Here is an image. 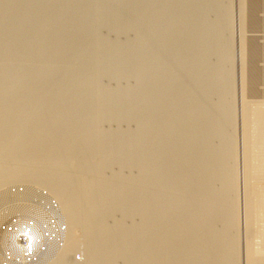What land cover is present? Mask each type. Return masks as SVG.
Returning a JSON list of instances; mask_svg holds the SVG:
<instances>
[{
	"label": "bare ground",
	"instance_id": "6f19581e",
	"mask_svg": "<svg viewBox=\"0 0 264 264\" xmlns=\"http://www.w3.org/2000/svg\"><path fill=\"white\" fill-rule=\"evenodd\" d=\"M44 1L45 0H0V25H5V27L8 26L7 29L8 28L10 29V30L8 29V31L7 30L0 31V72L5 75V78L3 77L4 78V81L3 80H2V82L0 81V93L5 92V91L6 92L7 91H11L10 89H15V91L14 90L12 91V93L14 94V92H16L17 88L18 89H23L24 92H27V95L26 94H21L20 98H16V99H18V101H16V100L14 101V104L16 105V107L18 105H20V107L22 106V108H20V110H15V108H12L14 105L11 106L13 104V103H11V105H8V106H6L4 104V106H6V107H3V109L1 108L2 110L0 111V136H2L4 133L9 134V138L6 139L5 141H3V138H2V137H4V135L2 137H0V138H2V141H0V145H4V147H5V144H6V146L8 144L9 145L11 144V147L13 146L12 147V151H13V154L12 155H15L16 156V157H13L11 155V153L8 152V151H10V149H9L8 151L7 150L6 151L8 152V155L10 153L11 156L9 155V157H12V158H9L8 156H6V158H4V156L3 157H0V184H4V183L6 184V182H9V181H12V180L14 181L17 178H23L24 180L25 179H28V178L29 179H32V180L35 179L36 181H38L39 184L46 186L44 188H47L48 189L49 195H51V197H52L51 198L52 200L49 199L51 201L50 203L51 204H52V202L55 203L54 206L51 205L52 208L58 207V209L56 208L58 210V212H56V214L58 216V218H57L58 220H56L57 224L55 222H54L55 223L54 224L51 221L50 222H47V221L44 222L43 221V223L40 224L41 227L39 228V237H40V240L43 241V243L41 242V245L40 246H43L44 247V249H43V247L37 249L38 250L37 254L40 257V259H39L40 264H107L108 259H110V257L113 254H115V252H117V251L119 252V250L122 251V252H127V251H131V250L134 251L133 250L134 248H138V246H140V245L142 246V244L144 243L143 242L144 240L146 242L144 246H146V247H142V248L139 247L140 250L139 251L136 250V255H137V252L139 253L141 251L140 253H142V255H141L142 256V260L144 261L145 264H215L218 261H221L224 264H231L233 262V259L235 258V256H238V252H236V248L238 247V244L240 243V241H239V243H237L236 241L238 240L237 238H238L239 235L238 234H235V235H238L237 238L233 235V237H235L236 241H235L234 238H233L234 240H232V238L230 237V235L234 234L233 232H235V231L231 232L232 234H229L230 231L228 232V229H229L228 227L232 224V223L230 224L229 221L232 222V219L234 217L233 216L228 217V216H230L229 215L230 213H228V212H227L228 213V216L226 215L225 212H223V213H221V212L224 211V210H226V209H228V208H226V206H228L229 204L227 202L228 200L226 201L225 196H227L226 195L227 194L226 191L229 189L230 185L232 184L233 179H235L236 182L239 181L238 182L239 183L238 184V187L236 185H234V183H233V185H231V186H234L235 187L234 189L232 187L233 190H235L236 188H239V186H241V187L244 186L245 187V185L249 184V188H250V185L253 188V190H252L253 192L251 191V193L252 194L254 193L253 196L251 195L250 198L249 197L247 198V202H248L249 205H248L247 212L245 213L244 210L246 208L245 207L246 205L244 204L245 202L243 200L246 201V197L244 198V196H246V195H242L244 199L242 200V197H241V200H240L239 199L240 198V196H239L240 194L238 195L239 196L238 197L236 195L237 194L236 192L237 191H240L241 187L237 191H233L231 189V187H230V189L232 190V192H230L231 195H232V193L235 192L233 194L234 197L236 195L237 196L236 198H238L241 202L243 201V204H244V206L242 205L244 207L243 212L246 214V216H245V218L242 217L241 219L244 218L243 220H245V222L248 225L250 224V231L251 232L252 231L254 232L253 235H252L253 232L250 233V234L249 233H246V232H249L248 231L249 230V226L248 225L246 226V224H244L246 226L245 228L248 227V230H246V232H244L245 229L242 226V228L244 229L242 232L246 233L245 235H247V234L252 235L251 236L252 237L251 239H250V236L247 235V236H249L247 241H245L247 238H244L242 236L241 237L239 236L240 239L244 238V240L242 239L243 241L242 240L241 241L243 242L242 245H245V252H246V254H245V252H244V254H245L246 257L245 258L243 257V258L248 261V263H246V264H264V145H263L264 144V128H262V129L260 128L261 130L258 128L260 130V132L258 131L257 134L256 133H253L252 135H250V136L255 135V137H256V138L255 137H250L251 139H253V140H251L252 143L253 142L255 144L257 143V142L254 141V139H258L260 141V143H261L260 146L258 145L260 149H258V148L256 149V147H258V146L255 145L256 146L255 147L256 150L254 149V151H255L254 153H252L253 152L252 151V148H251L252 147V143H251V146H250V141L249 140L247 141V140L242 139L243 138L242 136H241L242 138L241 137L240 138L243 141H241V139H239L240 142L238 143V146H234L235 143L238 142L237 138H235L236 136L234 137V135H233V138L236 139V141H237L235 143L232 142V138H230L231 141H230V139H227L228 141H230L229 143H231V144L233 143V145H231V146H229L230 144L228 145V143L225 144V146H227V149H230L229 147H232L233 146V147H237L238 148V152L239 151H243L242 153H244V154L246 153L245 154L246 157H244V155L240 153L241 155H243L244 160L245 159L246 160H245V163H243L242 160H241V163H243V164H239V165H238V162L240 163V161H238L239 158L236 157L235 156L236 154L234 153V157L233 158L238 161L237 162V165L239 167L237 166V172H236V163H235V166L233 165V170H234V167H235V172H236V175L239 176V179L238 178H231V176H233V175H230L229 174L230 175L229 180L232 179L231 180L232 182L231 183L228 182V183H230V184H228L229 185V187H228L227 186V182H224L225 181L224 178L226 177V179H227L229 177L228 174H225L224 175V178L222 176V179L224 181L221 179V176H220L221 174L218 175V173L220 172V169H222V174L225 173V172L223 173V171H224L223 170V167H224V165L226 166V164H223L224 163V161L222 162L223 159L222 160L219 159L220 162H218L219 163L218 165L220 167L217 164H216V166H212L213 164L211 163V160H213V157H215V156L217 158L219 157V156H217V154H218L217 152L219 151L218 150L219 148L218 147H215L216 149L218 148L216 150V152H215V151L212 150V145L210 144V141H212V134H216V133H214L215 132L214 131L215 129L214 130L212 129V131L210 130V132H213L214 131L212 134H210V132L209 133H206L208 135L204 134L205 135V139H201L204 136H202V137L200 136L201 138L199 137V135L201 134L200 132L203 131L202 129L205 130V128H206V127H204L200 131V128L202 126V121H204L203 119H206V120L209 121V120H212L215 117L214 114H215L216 111L214 112V110L213 111L210 110V109L213 108L212 106H211L212 108H210V109L204 108V106H205L204 104L202 105L203 107H201V105L198 102V101L201 100L200 99V100L197 101L198 104L200 105V107L197 106V108H195V109L192 108V110L191 109L190 110H185L184 109L185 106H184V107H182V109L185 110L184 111V114L185 115H181L182 114V109H181L180 105H177V107H176V105L174 104L175 107H173L171 105V103H170V106L173 107L172 108L173 111H171L172 109L170 110L171 113L169 111V113H170L169 115L170 116L169 115L167 116V117H169V120L168 119L163 120L164 118L163 119L161 118L160 119L161 121L158 119L159 120L158 123L156 121H155V123H152V122H154L153 120H154V118H155L156 115H158L161 112L165 111L169 107V106H167V103L165 105L164 103L161 102L162 100L159 101L160 100V91H158V88H159L158 85L160 84V81L162 79H164V78H166V79H167V77L169 78L170 77L169 75H178V74L179 75H184V76L185 75H188V73L191 72V71H188V69L184 68L183 65H182V68H180V70L176 68L174 70L171 69V71L170 70L169 71L168 70L167 71L157 70L154 73L152 72L153 74L151 73L152 74L151 75L152 76V81L150 83L151 88L148 90L147 87H146L145 92L143 91L144 92L143 93V96H149L151 94L155 98L158 97L159 100L157 99L158 101L152 103V105L151 104L150 105L148 104V106L145 105L146 107H143V105H142V108H143V112L150 113V116H151V114H153L155 116H153L154 118L152 120H150L151 117H149V115L147 116L148 118H144L142 116L144 119L143 120L141 119V122L139 123V127L142 130V132H141L142 134L138 137L139 139H136L137 137L135 136V139L136 140H134V139H132V140H129L128 139L129 141L127 140V142L130 143V146L129 147L135 145L136 149H138V152L139 153L136 151L137 152L136 154H138V156L140 155V158H141V161H142L141 163L143 164L144 173L148 175V174L152 173L154 170L155 171L157 170L156 172L154 171L155 172L154 175H156V177L155 178L150 177L151 179H153V181L151 179L149 180L148 179L149 177H146V180L145 181L143 180L144 182H141V181H139V182L141 184L142 183L143 184H145V183H147V184L148 183L149 184L150 183H156V185H158L160 183V185H161V186L158 185L159 187H155L156 189H152L151 188L153 190V192L156 190L155 191L156 193L154 195L152 193V195L151 194L148 195V196L151 195L150 197H148L147 194L145 195L146 197H142L141 196V198H139L140 200H137L138 202L140 201L138 203L139 205H137V203L134 204V202H133V206L137 205L135 207L138 209V211H140L141 214H143V216H142L143 217L142 223L140 225H137V227H134L135 228L134 230H131V228L133 229V227L129 228L128 226L125 225L124 222H123L124 223L123 224L121 221L115 222L117 224H113L112 223L114 226L113 225L110 226L109 224H107L105 222V220H104L105 217L104 216H105V213H106L105 211H106V208L108 207V204H110V202H112V201L113 202H115V201L122 202L123 204L126 203L127 201H130L129 204L128 203H126V204L132 206V204H131V202H132L131 200L132 199H129V198H132V196L130 195L132 192L131 191H128L127 188H125V187L123 188V186L120 187V185L118 186L117 184H111V182L108 183V184H106L107 182H104L103 181L104 179L101 178L102 175L99 173L100 171H98L97 170L98 168L96 169L95 166H94V164H92L93 163V161H92L93 158H91V160H90V157H92L95 154V152L94 153L91 152V154H93V155H91L89 157L87 156L88 158L84 157L85 160L86 159H89V162H87V160L85 162L83 159L80 160V161L77 159L79 162H78L77 166H74V167L73 166L72 167H70V166L69 167H65V166L63 167L61 164H58V163L55 164V163H53L51 161V160L55 159L57 162H60V161L62 162V160H60V158H68V159L70 158V159H72V155L74 156V159H75L76 158L75 155L77 156L79 153H82V152H85L84 154L87 155V153L90 150H92L93 147H96L95 149L93 148V150H96L97 149L101 155L102 154L104 155V153H103L104 150L105 151L108 150V149H105V147L108 146V145H105L104 146V142L101 145L99 144L100 142L103 141L102 139H104V140L106 139L105 137L104 138H101L104 135V133L102 134V132L100 133V131H98L99 132V136L102 134L101 137L98 136L100 139L95 136V135L98 134V132H96L97 134L93 132V134L90 135L89 134L90 130H88V127H86V126H89V124L88 125L84 124L83 118H85V117L82 114L81 110L79 111L78 108L75 107L78 111L76 110V112H73L74 111L73 106L74 105H77V103L79 104V98L80 97H78V96H80V95H78V94L80 92L79 93L77 92V94L75 95L77 97L74 98V99H71V101H68L67 102L68 104L65 103V104H67L66 105L67 107L64 106V107L60 108L58 106H55L53 109L48 110L45 113L43 112L44 113V117H42V115H39L38 114L39 117L37 116L38 118H35L36 119L35 124H34V122H33V124H31L32 127L29 128V131L27 130V133L24 136V138L21 139V141H19V139H18V142H17V140H15L16 143L14 144V138L15 139L17 138L15 136L21 130L20 129L21 123L22 122H25V120H26V117H25V112H27L26 109L29 107L28 105L31 104L30 102L33 101L32 99H34V97H33L34 94L33 93L34 92L36 93L38 91H44V89L46 88L47 84L49 83L48 82L49 79L50 78H56V77H58V75L61 73V71L64 70L63 69V67H64L63 64H65L64 63V61H65V55H66V52L68 51V48H70L71 45H72L71 44V41L64 42V43L59 41L60 38H61V36H62V33L65 32L64 30H66L68 28L70 29V27H71L70 25L63 24V21L61 22V18H63L62 15L64 14L65 10L67 9V6L66 5H60V6H58L59 7L58 12L60 11L59 12L60 14L59 13L58 14L56 13L55 18L54 19H50V20H52V22L54 23V25H56L55 27H57L56 30L54 31V33L52 32V34H53V40H52V42L51 43H48L47 42V44H46L45 42H43L41 40L40 37H42V35L40 34L39 31L44 30V29H47L48 28V25L51 24L48 21H44V20L38 19V15L41 16V14H39V13H42L43 12V9H40L41 4H44V5L47 4V6H48V3H46V1L45 2ZM263 1L264 0H262V2ZM47 2H48V0H47ZM249 2H250V0H249ZM252 2H254V0ZM260 2H261V0H260ZM55 3H56V1H55ZM185 3H186V1H185ZM52 4H53V2L50 0V3H49L48 8H50L52 6ZM44 5H42V6H44ZM185 5H187V4H185ZM247 5H245V8H246ZM47 6H45V7H47ZM53 6H54V4H53ZM242 6L244 7V4ZM258 6H260V5H258ZM258 6H256V7H258ZM45 7H43V8H45ZM58 7H56V8H58ZM260 7H258V8H260ZM245 8H243V9L245 10ZM247 8L246 9L248 11L249 10V7L247 6ZM253 9H254V6H253ZM13 10H15V11L17 10V12H18V10H19V12L21 11V13H20L21 15L20 16H17L14 13L15 11L12 12ZM40 10H42V12ZM44 10H46V9H44ZM255 10H256V8H255ZM194 11H196V10H194ZM247 11H246V13H247ZM251 11L249 10L250 13H251ZM11 12L14 13V15L17 16V17L16 18H15V16L13 17ZM198 12L200 13V11H198ZM261 12L263 13L264 10L261 11ZM259 13H260V10H259ZM259 13H258L259 16L257 15L258 17H260V14ZM262 13H261V17L263 16ZM242 14H244V13L242 12L240 14L241 17H242ZM248 15L249 14L247 13V16ZM252 15H253V13H252ZM195 16H196V14H195ZM195 16L194 17L193 16H190V17H192L191 18L192 20L187 18V22H188L189 25L192 22L193 23L197 22V20L196 21H194V20L197 19V17L199 15L196 16V17ZM182 17H184V16H182ZM243 17H244V15H243ZM254 17H255V15H254ZM258 17H256V19ZM51 18H52V16H51ZM245 18H247V17H245ZM43 19H45V18H43ZM239 19H241V18L239 17ZM252 19H250V20H252ZM262 20H263V17H262ZM256 21L258 22V20H255L254 22H256ZM79 22H81V21H79ZM167 22H168V20H167ZM242 22L240 21L241 24H242ZM248 22H250V21H248ZM251 22L252 23H250V26H251V24L253 26L256 25L253 21H251ZM73 23H74V21H73ZM67 24H69V23H67ZM243 24L245 25L246 23H243ZM261 24H263V23H261ZM189 25H188V27H189ZM198 25H199V23H198ZM67 26H70V27H67ZM77 26H79V25H77ZM77 26L75 28H77ZM181 27H182V25H181ZM255 27H256V29L258 28L257 25ZM255 27H252V28H255ZM261 27H262V25H261ZM246 28H248V26ZM0 29H2V28H0ZM188 29H185L184 28V30H187V33L189 32ZM198 29H200V28H198ZM241 29H242V27H241ZM243 29H244V26H243ZM165 30H166V28H165ZM168 30H169V28H168ZM246 30H248V29H246ZM258 31H260V30L258 29ZM37 32L40 34V37L38 36L39 35L38 34V35H36L35 38H32L34 36H31V38L29 37L30 40H28V41H24V40H23L24 42L23 41L22 42L20 41L22 39L23 35H25V34L27 35L28 33L29 34L30 33H34L35 34ZM151 32H153V31H151ZM155 32H153V33H155ZM182 32L184 33V31H182ZM77 33H79V32H77ZM162 33L160 31V34H162ZM169 33L170 32L168 31V34ZM185 33H186V31H185ZM199 33L200 32H198V34ZM46 34H47V32H46ZM165 34H166V32H165ZM246 34H247V32H246ZM255 34L253 33V35H255ZM192 35H194V34H192ZM243 35H244V33H243ZM159 36H161V35H159ZM170 36H172V35L170 34ZM174 36H172V39H174L173 38ZM247 36H249V35L247 34ZM26 37L24 36L25 39H26ZM44 37H45V35H44ZM179 37H181V36L179 35ZM250 37H252V38H250L251 39L250 42L253 40V37H254V40L253 41H255V38H258L256 40H259V37H257V35H256V37L255 36H252V35ZM164 38H166V37H164ZM176 38H178V37H176ZM241 38H242V36H241ZM244 38L247 39L245 35H244ZM263 38L264 37H262V39ZM178 39H180V38H178ZM178 39H176V40H178ZM176 40L174 41V43L176 42ZM247 40L249 41V39H247ZM260 40H261V38H260ZM242 41H244V39ZM247 42H245V43L247 44ZM261 42H263V43H258V44H261V46H262V44H264V41L261 40ZM204 43H205V41H204ZM241 43H243V42H241ZM258 44H256L254 42L253 45H252V47L255 46V45H258ZM113 45H115V44H113ZM242 45H244V44H242ZM195 47H196V45H195ZM214 47H215V45H214ZM245 47H246V45H245ZM262 48L263 47H261V49ZM160 49L158 50L159 52H160ZM245 49H244V53L246 52L245 54H247V52L250 49L247 48L248 51L245 50ZM253 49H254L253 52H255V49H257V48L255 47ZM253 49H251V50H253ZM259 49L260 48H258V51H259ZM231 50H232V48H231ZM155 53L153 55H155ZM161 53H163V51L160 52V53H158L155 56L156 57L159 56V58H160V55L159 54H161ZM164 53H166V52H164ZM203 53H204V51H203ZM190 54L188 55L187 58L186 57L185 58L186 59H190V57H191ZM241 54H242V51H241ZM252 54H254V53H252ZM250 55H251V53H250ZM75 56H77V55H75ZM252 56H254V55H252ZM257 56H258V54L256 55V58H257ZM248 57L246 56V60L247 61H249L251 58H252L251 60H254L253 57H251V58L249 57L250 59H247ZM169 58H171V57H169ZM179 58H181V57H179ZM258 58H259V56H258ZM263 58L260 57V59L264 60ZM69 59L70 58H68V60ZM41 60H49L48 62H50V63L45 68H36V67H34L33 64L37 63L36 61H41ZM156 60H157V58H156ZM244 60L245 59H243V57H242V61L241 62H244ZM262 60H261V62H263ZM201 61H203V60H201ZM255 61H256V59H255ZM255 61H253V63ZM258 61H260V60H258ZM42 63L44 64V62H42ZM253 63H252V65H253ZM67 64L68 63L66 62V65ZM246 64H248V63L245 62L244 65H246ZM72 65H74V64H72ZM252 65H250L248 67V69ZM25 66L30 68L29 72L27 70V72H28L27 75L26 74L25 75H22V74L19 75V73H18L19 67L26 68ZM254 66H256V63L252 67H254ZM259 66L262 67L263 65L260 64ZM244 67L245 66H243L242 69ZM65 68H67V67L65 66ZM256 68H257V66H256ZM248 69H246L244 72L245 73H247L246 71L249 72ZM254 69H250V72H251V76L250 77H252V75H253L252 73H254V71H255ZM256 70L259 72L258 69H256ZM260 70H261V68H260ZM261 71H263V70H261ZM258 72L257 73L255 72V74H256L255 77H257V78H258V76H257ZM222 73H224V72H222ZM263 73L264 72H262L261 75ZM147 74H149V73H145V75H147ZM145 75L143 74L142 75L143 76L142 78H144ZM222 75L224 76V74H222ZM197 76H195V77L197 78ZM0 77H2L1 74H0ZM243 77H242L241 81L243 79L245 80V77L246 76L244 78ZM248 77H249V74L247 75V79H248ZM255 77L254 78H251L250 81H248L249 80L248 79L247 80L248 82L245 81L246 82L245 83V86L243 85L244 88L241 89L242 91H248V90H244L245 88L251 90L249 92H245V94H241V102L242 103L246 104V103L251 102V101H258V103L261 104L260 105V104L256 103L257 105L255 107H256V110L257 111L254 110L255 108L252 109V108L249 107L253 112L252 111H250L249 113L247 112L248 114H246V111L247 110L244 112V109H247V108H245V106L243 105L244 108H242L243 109L242 111L245 114H243L242 111H241V113L245 117L248 118V119L246 118L247 122H248V120H250L249 122H251L254 118H256L258 120L259 117H261V116L264 115V112L262 113V111H261V110H263L261 108H262V105L264 104V93L261 94V95L257 94L258 93L257 90L260 91V89H259L260 87L259 88L258 87L255 88V89H257V90H255L257 92L256 94L252 92V89L254 88V86H256L257 84H259L258 86H260L263 83H261V84L258 83V80H259V78L261 76L258 78V80ZM263 77H264V75H263ZM263 77H261L260 79L262 80ZM201 79H204V78H201ZM261 80H260V82H262ZM57 81H58V79H57ZM77 82H78V79H77ZM82 82H84V81H82ZM72 83H74V82H69L67 84L65 83L66 85L64 84L65 86H63L64 89H62V87L60 86L61 89H62V92H59V91L57 93L55 92V95H52V96H54V98H58V99L60 98V99H62V97H64L65 94L67 93L65 91H68V89L73 85ZM242 84H241V86H242ZM82 85H84V84H82ZM197 86L198 85L196 84V87ZM88 87H90V86H88ZM183 87H185L184 84H183ZM235 87H237V86H235ZM94 88L96 89V87H94ZM188 88L186 90H188ZM250 88H252V89H250ZM48 89H49V86H48ZM171 89L173 90V99L177 98L180 95L182 96V95H184L186 93V90H184V88L183 89L182 88L181 89L179 88L176 91L174 90V88H170L169 90L171 91ZM261 89H262V87H261ZM85 90H86V88H85ZM200 90L202 91V88H200ZM263 90H264V88H263ZM82 91H83V89H82ZM193 91H196L197 92L198 90H195L194 89ZM17 92H18V90H17ZM202 93L204 95L207 94V93L205 94L203 91H202ZM38 94H39V92H38ZM15 95H16V93H15ZM17 95H18V93H17ZM19 95H20V93H19ZM41 95H42V93H41ZM55 96H57V97H55ZM81 96H83L82 93H81ZM171 96H172V94H171ZM190 96L192 97V94ZM198 96L199 97L201 96L204 99V96L201 95L200 92H199V95ZM3 97H4V94H3ZM6 97H7V95H6ZM129 97H130V95H129ZM114 98H115V96H114ZM122 99H121V101H122ZM142 99H143V97H142ZM146 99H147V97H146ZM145 100H143V101H145ZM45 101L47 102V100H45ZM54 101H56V100H54ZM179 101L175 100V102H179ZM90 102H88V103H90ZM197 102H196V104H197ZM82 103H83V101H82ZM82 103H81V105H82ZM49 104H50V102H49ZM142 104H143V102H142ZM177 104H180V103H177ZM116 105L119 106V104H116ZM137 105H139V104H137ZM258 105H259V107H258ZM206 106H208V104H206ZM248 106L249 105H247V107ZM25 107H27V108L25 109ZM77 107H79V106H77ZM82 107H84V106H82ZM137 107L138 106H136L135 108H137ZM257 107H258V109H257ZM186 109H187V107H186ZM85 110H86V108H85ZM248 111H249V109H248ZM226 112H228V111H226ZM145 114H144V116H145ZM216 114L219 115L221 113L219 112V113H216ZM242 114H241V116H242ZM85 115L87 116V114H85ZM47 116H49V120H51V121L52 120L53 121L56 120V122H58V124H56L55 121H54V124L50 123L51 125H49V126H51V127H49V128L47 127V131L46 132H42V131L39 130V128H38L39 126H37L38 125V121L42 120V118L43 119L46 118V120L48 121ZM180 116H182V117L179 118ZM222 116H223V114H222ZM222 116H220V118ZM244 116H242L241 118H243ZM158 117H159V115H158ZM217 117H215V120H218V121L213 120V121H215V123L216 122L217 123L219 122V119L220 118L216 119ZM84 120H86V119H84ZM90 120H91V118H90ZM222 120L223 119H221L220 121H222ZM241 120L242 121L243 120L245 121V119H241ZM27 121H26V123H27ZM208 121H206V123ZM11 122H13L12 123V126H9V125H11ZM247 122H246V126H247V124L248 125L250 124V123H247ZM208 124H212V123H208ZM219 124H221V123L219 122ZM252 124L254 125L255 123H252ZM262 124H263V122H262ZM262 124H261V121H260V125H262ZM208 127H210V126H208ZM208 127H207V131L206 132L209 131L208 130L209 129ZM211 127L214 128L213 126H211ZM221 127H225V126L222 125ZM235 127H236V125H235ZM244 127H245V125H244ZM248 127L249 126H247L246 129H249ZM250 127H252V126H250ZM255 127H256V125H255ZM255 127H253V129H255ZM260 127H262V126H260ZM18 129H20L19 132H17ZM24 129H26V128H24ZM178 129H179V132H177ZM246 129H245V131H244V129H242V134L244 132H246ZM256 129H257V127H256ZM71 130H74V131H71ZM218 130L219 129H217V131ZM250 130H251V128H250ZM174 131L177 132V135L175 137L174 136L172 137L171 135H173V133H175ZM253 131H250V132H253ZM16 132H17V134H16ZM203 132H205V131H203ZM203 132H202L201 135H203ZM247 132H248V130H247ZM221 133H218V134L220 135ZM240 133H241V131H240ZM249 133H247V134H249ZM45 134H48L49 136L46 137L47 135H45ZM245 134H244V138L246 136H248V135L245 136ZM210 135H211V138H209ZM224 135H225V133H224ZM105 136H107V135H105ZM169 136H170V138H169ZM239 136H237V137H239ZM12 137H14V138L12 139ZM133 137H134V135H133ZM176 137H177V139H173L175 142L172 141V138H176ZM226 137H227V135H226ZM50 138L51 139L54 138V139L51 140ZM96 138H98V141H100V142H98ZM168 139H171V142L172 143L174 142L172 144V146L168 142V141H170ZM221 139H223V137H221ZM224 139H225V137H224ZM258 140H256V141H258ZM233 141H235V140H233ZM167 142H168V144H170V145H168V149L167 150L174 152V154L171 152L173 154V156L175 155V153H178L177 151H179V150H184L185 152L188 151V153H189V152H193L192 149H198L200 152H201V150H203L201 152V153H203V156L201 155L202 156V158H201V156L199 155L201 159H199L197 157L198 160H195L196 158L194 159V157H196V156L193 155V154H195V150H194L193 154L190 153L194 157H191L190 154H189L188 155L189 157L187 156L188 158H186V156L184 155L185 157L183 159L186 158L184 160V165L188 166L187 167V170H185V167H183V162L182 161H181L182 162V165L179 167V165H180L179 164L180 161H179L177 164L176 163L175 164L176 165L179 164L178 165V168L183 167L184 170H180V171H184V172L183 173L181 172L182 174H178L177 177H172L173 175L170 176L171 174H173L172 173V170H169L170 167H171V164L169 166V169H168V166H167V169L164 167L165 165H168L169 164L168 163L169 161L167 162L166 160H168L169 157H172V156L167 155L170 152L168 151V153H166L167 152V150H166L165 155L164 154L162 155V156H168L167 158L162 157L160 155V153H163V150H164V148H162V147L163 146L165 147ZM246 142L249 143V145L247 143V147L249 146L251 148L250 149L248 147L251 150V151L249 150L250 152L248 154H247V151H245ZM1 143H4V144H1ZM111 143H113V142H111ZM115 143H116V141H115ZM147 143H149V145H146ZM222 143H225V142L221 140V144ZM95 144H97V146ZM210 146H211V148H210ZM221 146H219V147H221ZM262 146H263V148H262ZM4 147H3V149H4ZM116 147H117V145H116ZM169 147H171V150L169 149ZM239 147H240V150H239ZM121 148H122V145H121ZM158 148H161L162 149V150L160 149L162 151V152L159 153L160 157L157 156V150H159ZM166 148L167 147H165V149ZM186 148L191 149V150H188ZM222 148H223L222 150L225 151V154L229 155L227 152L229 151V153H230V150H227L224 147H222ZM5 149H6V147H5ZM233 150H237V149L234 148ZM233 150H231V151H233ZM2 151H3V153L5 152L4 150H2ZM98 151H97V154H98ZM118 151H120V150H118ZM197 151H196V153L199 152V151L198 152ZM181 152H183V151H181ZM220 153L221 154H219V155L222 157V153H224V152H220ZM1 154H2V152L0 153V155ZM97 154H95V155H97ZM225 154H224V157L226 156ZM118 155H119V153H118ZM129 155H131L130 152H129ZM129 155H128V157H129ZM133 155H134V153H133ZM231 155H233V154L231 153ZM56 156H57V158L60 157L59 158L60 161H58L55 158ZM111 156H112V154H111ZM80 157H81V155H80ZM94 157H96V156H94ZM131 157H132V155H131ZM235 157L238 158V159H236ZM81 158H79V159H81ZM137 158H139V157H137ZM152 159H154V161H151ZM169 159H171V158H169ZM134 160H135V158H134ZM219 160H217V161H219ZM71 161H73V159L70 160V163H71ZM82 161H84V162H82ZM217 161L215 160L216 163H217ZM128 162H129V160H128ZM152 162L154 164H150ZM212 162H214V161H212ZM148 164L155 165V166H151L150 167ZM101 165H103V163ZM147 166H149L150 168L147 167ZM228 166H230V165H228ZM154 167H155V169H153ZM217 167H219L220 169H214V168H217ZM174 168H177V167L174 166ZM224 168L227 169V170L230 169V167H227V166L224 167ZM213 169L215 171L216 170H219V171H216L217 177H220L219 179L222 180V181L219 180L220 183L221 182H224L226 184V186H225L224 184L221 183V186L222 187L219 188V190L223 188L222 191H219L216 188H215L216 189L215 190L214 187L212 188V186H213L212 183H214V182L210 181L211 177L209 175H211V172L212 173L214 172ZM115 170H117V169H115ZM231 170L232 169L229 170L230 173L233 172ZM174 171H176V170H174ZM209 171H210V174L208 173L209 174L208 175L207 172H209ZM247 173L248 174H251L250 175L251 178L249 177V175ZM145 174H144V176H145ZM176 174L174 173L175 176H176ZM100 175H101V177H99ZM140 176H142V175H140ZM98 177L101 178V180H99ZM117 177H118V175H117ZM247 177H249L248 181H247ZM97 178H98V180H97ZM123 179H124V177H123ZM139 179L141 180V178H139ZM236 179H238V180H236ZM133 180H131V181L133 182ZM127 181H129V180H127ZM131 181H129L128 184H130ZM134 181H135L134 183H136V180H134ZM96 182L98 184L99 183H101V184L99 186H97L98 184L97 185L94 184ZM124 182L126 183L125 180H124ZM120 184L122 185V183H120ZM150 185H152V184H150ZM150 185H147L146 187H148ZM153 185L155 186V184H153ZM134 186H133V188H134ZM146 187H145V189H146ZM227 187H228V189H225ZM136 188H137V186H136ZM244 189H246V188H244ZM250 190H251V188H250ZM144 191H146V190H144ZM229 191L230 190H228L227 192H229ZM242 191H241V193H242ZM128 192H130V194ZM138 192H139V190L137 191V193ZM243 193H244V191H243ZM93 194H97V196H98V199H96V197H95V199H96L95 202H93V200H92V199H94L93 197L95 196ZM135 195H137V194L135 193ZM139 195L140 194L138 193L137 196H139ZM228 195H230V194H228ZM231 195L229 196L230 197V200L233 199L235 201L233 203H231V202H229V203H231L233 205V204H235V202H236L237 199L232 198ZM135 202H136V200H135ZM226 202H227L228 205L226 204ZM237 202H238V204H237V206H238L240 202L238 200H237ZM247 202H246V204H247ZM119 204H121V203H119ZM123 204H122V206H123ZM126 204H124V205H126ZM112 206H114V204ZM237 206H236V210L237 211L234 209L237 212L236 214H235V211L233 210L234 211L233 213L236 216L238 215V210H239V208L237 209ZM125 207L128 210V207L129 206L127 207V205H126ZM230 207L231 208L229 210L232 211L233 207L231 205H230ZM132 209H134V208H132ZM137 209H136V211H137ZM226 211H228V210H226ZM241 211L239 213H241ZM127 212H129V211H127ZM243 212H242V214L244 215ZM220 213L223 214V215H220ZM218 214L220 216H222L223 219ZM223 216H227L229 218V221H228L227 217L225 218ZM176 217H178V218H176ZM217 217H218V219L220 217L221 218V221L225 220V226H228V227H226V229L224 228V230L221 227V229L223 231L222 230L221 231L220 230H217L215 228L216 226H214L215 224L213 225L214 219H216ZM239 217H241V215ZM119 218H120V216H119ZM241 219H240V221H241ZM177 220H179V222H177ZM243 220H242V222H243ZM54 221H55V219H54ZM218 221H220V220H218ZM238 221L239 220L235 221L233 224L235 225V223L236 222L238 223ZM221 223L224 224V221L221 222ZM223 224H222V226H223ZM228 224H230V225H228ZM233 224L231 225L230 228H232V226H234ZM40 225H37V226H40ZM236 227L238 229L241 228V227L239 228L238 225ZM233 229H235V228H233ZM236 231H238V230H236ZM242 232H240L239 234L242 235ZM236 233H238V232H236ZM53 235L56 236V237H53ZM245 235H243V236H245ZM81 236H85V239H80V238H84V237H81ZM46 239H49V241L52 240V239H56V240L53 241V242H55L54 244H50L49 242H46L45 241ZM80 240L81 241L84 240V243H85L84 244L83 242H81V243H83L85 245V248H82V249H84V252H83L82 255H80V252L78 251V249H79L78 248V245L79 246L81 245V244H79L80 243ZM244 241H245V243H244ZM45 242L47 244L48 243L49 244L47 245ZM1 245L5 246V249H3L4 247L3 248L0 247V264H8L7 263L8 262V259L6 257L2 256V254L4 253V250H6L7 252H9L12 249V245H10L9 242H2ZM45 245H46V247H45ZM240 247L242 248L241 245L239 246V249H240ZM243 248H242V250H243ZM138 256L141 257L140 255H138ZM2 258H3V260H2ZM111 258H113V257H111ZM65 259H66V261H64ZM239 259H242V257L239 258ZM237 261H238V259H237ZM242 261H244V260L242 259L241 262ZM241 262H240V264H241Z\"/></svg>",
	"mask_w": 264,
	"mask_h": 264
},
{
	"label": "rangeland",
	"instance_id": "374dc122",
	"mask_svg": "<svg viewBox=\"0 0 264 264\" xmlns=\"http://www.w3.org/2000/svg\"><path fill=\"white\" fill-rule=\"evenodd\" d=\"M46 1V3H48V6H49V3H50V0H48V2H47V0H45ZM44 1V2H45ZM52 2H53V4H54V6H53V4H52V6L50 7V8H48V6H47V4H41V6H40V9H43V12H42V10H40L42 13H39V14H41V16H39L38 15V19H40V20H44V21H48V22H50L51 24L50 25H48V28L47 29H44V30H41V31H39L40 32V34L42 35V37H40V34L37 32V33H28L27 35L25 34V35H23V37H22V39L20 40L21 42L24 40V41H28V40H30V38H31V36H34V37H32V38H35L36 37V35H38L40 38H41V40L43 41V42H45L46 44H47V42L48 43H51L52 42V40H53V34H52V32L54 33V31L56 30V28L57 27H55L56 25H54V23L52 22V20H50V19H54L55 18V15H56V13L58 14L59 12H58V9H59V7L58 6H60V5H66L67 6V9L65 10V12H64V14L62 15L63 16V18H61V22L63 21V24H65V25H70V26H67V27H70V29L68 28V29H66V30H64L65 32L64 33H62V36H61V38H60V42H68V41H71V47L70 48H68V51L66 52V55H65V61H64V63L65 64H63V71H61V73L58 75V77H56V78H50L49 79V83L47 84V86H46V88L44 89V91H38L39 92V94H38V92H34L33 94V97H34V99H32L33 101H31L30 103L31 104H29L27 107H25V109H26V111L27 112H25V117H26V120H25V122H22L21 123V126H20V129H18V131L17 132H19V130H20V132L17 134V132H16V136L15 137H17L16 139L14 138V137H12V139L14 138V144L16 143V141L15 140H17V142H18V139H19V141H21V139H23L24 138V136L26 135V133H27V130L29 131V128L30 127H32V125L31 124H33V122H34V124H35V122H36V119L35 118H38L39 117V115H42V117H44V113L45 112H47L48 110H51V109H53L55 106H58V107H60V108H62V107H67L66 105L68 104L67 102L68 101H71V99H74V98H76L77 96H75L76 94H77V92L79 93L78 95H80V96H78V97H80L79 98V104L77 103V105H74L73 106V109H74V111L73 112H76V108H78V110L80 111L81 110V112H82V114L84 115V117L85 118H83V122H84V124H86V125H88L89 124V126H86V127H88V130H90V132H89V134L91 135V134H93V132L94 133H96V132H98V131H100V133L102 132V134L104 133V135L101 137V135L99 136V132H98V134L97 135H95L96 137H101V138H106L105 140L104 139H102L101 141L102 142H100V141H98V138H96L97 139V141L98 142H100L99 144L101 145V144H103V142H104V146L105 145H108V146H106L105 147V149H108V150H104V155L102 156L100 153H99V151L96 149V150H93V148L95 149L96 147H93L92 148V150H90L88 153H87V155L86 154H84L85 152H82V153H79L77 156L75 155V159H74V156L72 155V159H73V161H71V163H70V160H72V159H68V158H60V157H58L57 158V156L55 157L58 161H60V160H62V162L60 161V162H57L55 159H53V160H51L53 163H58V164H61L63 167L65 166V167H74V166H77V164H78V162L80 161V160H84L85 162H86V160H87V162H89V159H84V157H86V158H88L89 156H91V155H93V154H91V152H95V154H97V151H98V154L97 155H93L92 157H90V160H91V158H93L92 159V161H93V163L92 164H94V166H95V168L98 170V171H100L99 173L102 175V177H101V175L99 176V177H101V178H103L102 180L104 181V182H107L106 184H108V183H110L111 182V184H117L118 186L120 185V187H122L123 186V188L125 187V188H127V190L128 191H131L132 193L130 194V192H128L131 196H132V198H129V199H132L131 201V204H132V206L131 205H128L129 204V202L130 201H127L126 203H128V204H126V203H124V204H126L127 205V207H128V210H127V208L125 207L126 205H124L122 202H117V201H115V202H110V204H108V207L106 208V213H105V218H104V220H105V222L107 223V224H109L110 226L111 225H113V224H117V223H115V222H119V221H121L122 223L124 222L125 223V225L126 226H128L129 228H131V227H133V229L131 228V230H134L135 228L134 227H137V225H140L141 223H142V220H143V214H141L140 213V211H138V209L135 207V206H137V205H139L138 203L140 202H138L137 200H140L139 198H141V196L142 197H146L145 195L147 194V196L149 195V194H151L152 195V193H153V195L156 193L155 191L153 192V190L152 189H156L155 187H159L158 185H160V183L158 184V185H156V183H150V184H152V185H150L149 183L147 184V183H145V184H141L139 181H141V182H144L145 180H146V177H149L148 179L150 180L151 178L150 177H152V178H155L156 177V175H154V173L157 171H153L152 173H150V174H145L144 173V169H143V164L141 163L142 161H141V158H140V155L138 156V154H136L137 152H138V149H136V147H135V145H133V146H131V147H129L130 146V143L129 142H127V140L129 139V140H132V139H134V140H136V139H139L138 137L142 134L141 132H142V130L140 129V127H139V123L141 122V119L143 120L144 118H148L147 116L149 115V117H151V119L150 120H152L154 117L153 116H155V115H153V114H151V116H150V113H146V112H143V108H142V105H143V107H146V106H148V104L150 105H152V103H154V102H157L159 99H158V97L157 98H155V97H153L151 94L149 95V96H143V93L145 92V89H146V87H147V89L149 90L150 88H151V85H150V83H151V81H152V74L154 73V72H156L157 70H164V71H171V69L172 70H174V69H179L180 70V68H182V65L184 66V68H186V69H188V71H191V72H189L188 73V75H169L170 77L168 78L167 76V79L166 78H164V79H162L161 81H160V84L158 85V91H160V100L159 101H161L162 103H164L165 105H166V103H167V106H169L165 111H163V112H161L160 114H158L159 115V117H158V115H156L155 116V118H154V122H152V123H155V121L158 123L159 122V120L162 118H164L163 120H165V119H168L169 120V117H167L170 113H171V111H173V107H175V105H176V107H177V105H180V107H181V109H182V107H184L185 106V110H192V108H197V106H199L200 107V105H201V107H203L202 105L204 104L205 106H206V104H208V106H204V108H206V109H210V108H212V109H210V110H214V112H215V114H214V116L215 117H217L216 119H218V118H220V116H222V114H223V116L219 119V122L221 123V124H219V122L217 123H215V121H218V120H215V117L212 119V120H206V119H203L204 121H202V126H201V128H200V131H201V129L202 128H204V127H206L205 128V130L204 129H202L203 131H205V132H203V131H201L200 133L202 134V132H203V135H199V137L201 136H204L203 138H201V139H205V135L204 134H206V133H209L210 132V130L212 131V129L215 131H213L214 133H216V134H212L213 132H210V134H212V141H210V144L212 145V150L213 151H215L216 152V150L218 149L219 151L217 152L218 154H217V156H219L218 158L215 156V157H213V160H211V163L213 164L212 166H216V164L218 165L219 163L218 162H220V160L219 159H223L222 160V162L224 161V163L223 164H226V166L227 167H230V169H232L231 171H233V172H229V170H227V169H225L224 167H226L225 165H224V167H223V173L224 174H222V169H220L219 167H217V168H214V169H220V172L218 173V175H220L221 176V179H222V176H223V178H224V175L225 174H228V178L226 179V177L224 178L225 179V181L224 182H227V186L229 187V185L228 184H230L232 181V179H230L229 180V178H230V175H233V176H231V178H238L239 179V176H237L236 175V172H237V166L239 165V164H243V163H245V160H244V157H246L245 156V154L244 153H242L243 151H239L238 152V148L237 147H229L230 149H227V146H225V144H227L228 143V145L229 146H231V145H233V143L231 144V143H229L230 141H231V139L230 138H232V142H237L236 141V139H234L233 138V135H234V137L235 138H237V140H238V142L237 143H235V145L234 146H238V143L240 142V140L239 139H241L242 137V139H244V140H249L250 141V146H251V140H253V139H251L250 137H255V135H253V136H250V135H252L253 133H256L257 134V132L259 131L260 132V130L262 129V128H264V115L263 116H261V117H259V119L257 120L256 118H254L251 122H249L250 120H248V122H247V120H246V118L247 117H245L243 114H245L244 112L246 111V114H248L250 111H252L250 108H252V109H254L255 111H257L256 110V103H258V101H251V102H248V103H246L247 105H249L248 107H247V105L246 104H244V103H242L241 102V94H245V92H249V91H251V90H249V89H247V88H245L244 90H248V91H242L241 89H243L244 87H243V85L245 86V83L246 82H248V81H250L251 80V78H254L255 76H256V74H255V72L257 73L258 71L256 70V69H258L259 70V72H258V74H257V76H258V78L261 76V77H263V75H264V73L261 75V73L262 72H264V60H262V59H260V57H264V44H262V46H261V44H258V43H263V42H261V40L262 41H264V38L262 39V37H264V12L262 13L261 11H263L264 10V1L262 2V0H261V2H260V0H254V2H252L253 0H250V2H249V0H51ZM55 1H56V3H55ZM108 1V2H107ZM185 1H186V3H185ZM256 1V2H255ZM43 2V3H44ZM193 2V3H192ZM189 3V4H188ZM257 3V4H256ZM259 3V4H258ZM261 3V4H260ZM127 4V5H126ZM185 4H187V5H185ZM230 4V5H229ZM244 4V7L242 6ZM248 4V5H247ZM42 5H44V6H42ZM179 5V6H178ZM202 5V6H201ZM235 5V6H234ZM245 5H247L248 7H249V10L251 11V13L249 12V10L247 11V6H246V8H245ZM254 6V9H253V6ZM258 6V5H260V6H258V7H260V8H258V7H256V6ZM45 6H47V7H45ZM88 6V7H87ZM130 6V7H129ZM141 6V7H140ZM148 6V7H147ZM229 6V7H228ZM263 6V7H262ZM43 7H45V8H43ZM55 7V8H54ZM56 7H58V8H56ZM175 7V8H174ZM180 7V8H179ZM203 7V8H202ZM212 7V8H211ZM221 7V8H220ZM228 7V8H227ZM245 8V10L243 9V8ZM83 8V9H82ZM187 8V9H186ZM189 8V9H188ZM193 8V9H192ZM251 8V9H250ZM255 8H256V10H255ZM262 8V9H261ZM44 9H46V10H44ZM128 9V10H127ZM243 11H242V10ZM258 9V10H257ZM50 10V11H49ZM187 12H186V11ZM194 10H196V11H194ZM241 10V11H240ZM259 10H260V13H259ZM15 10H13L12 12H14ZM53 11V12H52ZM198 11H200V13L198 12ZM206 11V12H205ZM246 11H247V13L249 14L248 16H247V13H246ZM256 11V12H255ZM258 11V12H257ZM11 12V13H12ZM17 12V10L14 12L17 16H20L21 14V11L19 12V10H18V12ZM46 12V13H45ZM183 12V13H182ZM194 12V13H193ZM208 12V13H207ZM244 13V14H242V17H243V15H244V19L241 17V13ZM14 13H12V16L14 17L15 15H14ZM44 13V14H43ZM133 13V14H132ZM172 13V14H171ZM188 13V14H187ZM203 13V14H202ZM252 13H253V15H252ZM258 13L260 14V17H261V13H262V17H263V20H262V17L260 18V17H258L259 15H258ZM60 14V13H59ZM99 14V15H98ZM164 14V15H163ZM195 14H196V16H198L197 17V19H195L194 21H196L197 20V22H195V23H191L190 25L188 24V22H187V18L188 19H191L192 17H190V16H195ZM225 14V15H224ZM139 15V16H138ZM202 15V16H201ZM224 15V16H223ZM246 15V16H245ZM254 15H255V17H254ZM258 15V16H257ZM17 16H15V18L17 17ZM51 16H52V18H51ZM182 16H184V17H182ZM195 16V17H196ZM41 17V18H40ZM159 17V18H158ZM182 17V18H181ZM214 17V18H213ZM226 17V18H225ZM239 17L241 18V19H239ZM245 17H247V18H245ZM253 19H252V18ZM256 17H258L257 19H256ZM43 18H45V19H43ZM50 20H48V19ZM185 18V19H184ZM249 18V19H248ZM255 18V19H254ZM63 19V20H62ZM216 19V20H215ZM243 19V20H242ZM248 19V20H247ZM250 19H252V20H250ZM71 20V21H70ZM167 20H168V22H167ZM192 20V19H191ZM255 20H258V22L256 21V22H254ZM260 20V21H259ZM262 20V21H261ZM73 21H74V23H73ZM79 21H81V22H79ZM178 21V22H177ZM223 21V22H222ZM240 21L242 22V24L240 23ZM248 21H250V22H248ZM251 21H253L256 25H257V29H256V25H252L251 24V26H250V23H252ZM47 22V23H48ZM65 22V23H64ZM167 22V23H166ZM67 23H69V24H67ZM100 23V24H99ZM182 23V24H181ZM185 23V24H184ZM197 23V24H196ZM198 23H199V25H198ZM209 23V24H208ZM243 23H246L245 25L243 24ZM249 23V24H248ZM253 23V24H254ZM260 25H259V24ZM261 23H263V24H261ZM72 24V25H71ZM74 24V25H73ZM172 24V25H171ZM178 26H177V25ZM202 24V25H201ZM241 24V25H240ZM77 25H79V26H77ZM157 25V26H156ZM181 25H182V27H181ZM188 25H189V27H188ZM261 25H262V27H261ZM64 26V25H63ZM77 26V28H75ZM164 26V27H163ZM180 26V27H179ZM225 26V27H224ZM243 26H244V29H243ZM248 26V28H246ZM8 27V26H7ZM7 27H5V25H0V28H2V29H0V31H5V30H7L8 31V29H7ZM157 27V28H156ZM171 27V28H170ZM241 27H242V29H241ZM252 27H255V28H252ZM100 28V29H99ZM165 28H166V30H165ZM168 28H169V30H168ZM184 28L185 29H188V33H187V30H184ZM197 28V29H196ZM198 28H200V29H198ZM230 28V29H229ZM251 28V29H250ZM263 30H262V29ZM144 29V30H143ZM158 31H157V30ZM246 29H248V30H246ZM253 29V30H252ZM258 29L260 30V31H258ZM10 30V29H9ZM156 32H155V31ZM184 31V33L182 32V31ZM204 30V31H203ZM250 30V31H249ZM262 30V31H261ZM151 31H153V32H155V33H153V32H151ZM160 31H161V33L162 34H160ZM168 31L170 32L169 34H168ZM185 31H186V33H185ZM244 33V35L246 36V38L247 39H249V41L247 40V39H245L244 38V35H243V33ZM252 31V32H251ZM257 31V32H256ZM46 32H47V34H46ZM77 32H79V33H77ZM99 32V33H98ZM165 32H166V34H165ZM173 32V33H172ZM198 32H200L199 34H198ZM208 32V33H207ZM246 32H247V34L249 35V36H247V34H246ZM252 34H251V33ZM263 32V33H262ZM43 33V34H42ZM72 33V34H71ZM191 33V34H190ZM210 33V34H209ZM253 33L255 34V35H253ZM94 34V35H93ZM96 34V35H95ZM170 34L172 35V36H174L173 38L174 39H172V36H170ZM192 34H194V35H192ZM252 36H255L256 37V35H257V37H259V40H256V39H258V38H255V41H253L254 40V37H253V42L251 43L250 42V38H252V37H250L251 35ZM44 35H45V37H44ZM159 35H161V36H159ZM166 35V36H165ZM179 35L181 36V37H179ZM198 35V36H197ZM24 36L26 37V39L24 38ZM68 36V37H67ZM153 36V37H152ZM241 36H242V38H241ZM30 37V38H29ZM146 37V38H145ZM160 39H158V38ZM164 37H166V38H164ZM176 37H178V38H180V39H178V38H176ZM111 38V39H110ZM260 38H261V40H260ZM49 39V40H48ZM77 39V40H76ZM155 41H154V40ZM176 39H178V40H176ZM244 39V41H242V40ZM164 40V41H163ZM176 40V42L174 43V41ZM23 41V42H24ZM178 41V42H177ZM204 41H205V43H204ZM248 41V42H247ZM143 42V43H142ZM207 42V43H206ZM241 42H243V43H241ZM245 42H247V44L245 43ZM251 44H250V43ZM256 43V44H258V45H255V46H253L252 47V45H253V43ZM88 43V44H87ZM147 43V44H146ZM203 43V44H202ZM241 43V44H240ZM101 44V45H100ZM113 44H115V45H113ZM187 44V45H186ZM242 44H244V45H242ZM250 44V45H249ZM82 45V46H81ZM103 45V46H102ZM151 45V46H150ZM191 45V46H190ZM194 45V46H193ZM195 45H196V47H195ZM214 45H215V47H214ZM231 45V46H230ZM245 45H246V47H245ZM249 45V46H248ZM90 48H89V47ZM178 46V47H177ZM185 46V47H184ZM200 46V47H199ZM92 47V48H91ZM103 47V48H102ZM161 49H160V48ZM195 47V48H194ZM226 47V48H225ZM246 49H245V48ZM257 48V49H255V52H253L254 51V49L253 48ZM261 47H263L262 49H261ZM203 48V49H202ZM231 48H232V50H231ZM242 48V49H241ZM247 48L248 49H250L249 51L247 50ZM258 48H260L259 49V51H258ZM106 49V50H105ZM157 51H156V50ZM160 49V52H162L163 51V53H161V54H159L160 55V58H159V56H155V55H157L158 53H160L158 50ZM165 49V50H164ZM208 49V50H207ZM244 49L245 50H247L248 52H247V54H245L244 53ZM251 49H253V50H251ZM112 50V51H111ZM162 50V51H161ZM167 50V51H166ZM193 50V51H192ZM82 51V52H81ZM105 51V52H104ZM169 51V52H168ZM179 51V52H178ZM203 51H204V53H203ZM241 51H242V54H241ZM252 51V52H251ZM263 51V52H262ZM71 52V53H70ZM156 52V53H155ZM164 52H166V53H164ZM181 52V53H180ZM261 52V53H260ZM155 53V55H153ZM170 55H169V54ZM177 53V54H176ZM191 53V54H190ZM244 53V54H243ZM250 53H251V55H250ZM252 53H254V54H252ZM258 54V56H259V58H258V56H257V58H256V55ZM175 54V55H174ZM190 54V59H186L187 57H188V55ZM198 54V55H197ZM202 54V55H201ZM256 54V55H255ZM75 55H77V56H75ZM105 55V56H104ZM152 55V56H151ZM167 55V56H166ZM174 57H173V56ZM216 55V56H215ZM243 55V56H242ZM252 55H254V56H252ZM261 55V56H260ZM263 55V56H262ZM79 56V57H78ZM104 56V57H103ZM163 56V57H162ZM206 56V57H205ZM246 56L248 57H253V59L254 60H251L249 57L247 58V59H250L249 61H247L246 60ZM85 57V58H84ZM169 57H171V58H169ZM179 57H181V58H179ZM186 57V58H185ZM200 57V58H199ZM242 57H243V59H245L244 60V62H241L242 61ZM68 58H70L69 60H68ZM153 58V59H152ZM156 58H157V60H156ZM74 59V60H73ZM164 59V60H163ZM176 59V60H175ZM227 59V60H226ZM255 59H256V61H255ZM264 59V58H263ZM96 60V61H95ZM156 60V61H155ZM201 60H203V61H201ZM258 60H260V61H258ZM261 60L263 61V62H261ZM49 60H41V61H36L37 63H35V64H33L34 65V67H36V68H45V67H47L48 65H49V63L50 62H48ZM71 61V62H70ZM100 61V62H99ZM190 61V62H189ZM194 61V62H193ZM224 61V62H223ZM253 61H255L254 63H253ZM42 62H44V64L42 63ZM66 62L68 63L67 65H66ZM82 62V63H81ZM130 62V63H129ZM199 62V63H198ZM245 62L246 63H248V64H246V65H244L245 64ZM47 65H46V64ZM252 63H253V65H255V63H256V66H257V68H256V66H254V67H252L253 65H252ZM71 64V65H70ZM72 64H74V65H72ZM91 64V65H90ZM100 64V65H99ZM155 64V65H154ZM158 64V65H157ZM201 66H199V65ZM243 64V65H242ZM263 65L262 67L261 66H259V65ZM87 65V66H86ZM179 65V66H178ZM196 65V66H195ZM242 65V66H241ZM248 65V66H247ZM250 65H252L249 69H248V67L250 66ZM65 66L67 67V68H65ZM77 66V67H76ZM80 66V67H79ZM147 66V67H146ZM193 66V67H192ZM243 66H245L243 69H242V67ZM247 66V67H246ZM26 67V66H25ZM261 68V70H263V71H261L260 70V68ZM106 68V69H105ZM255 68V69H254ZM191 69V70H190ZM224 69V70H223ZM242 69V70H241ZM246 69H248L249 70V72L248 71H246L248 74H249V77L251 76V72H250V69H254L253 71H254V73H252L253 75H252V77H248V79H247V73H245L244 71L246 70ZM27 70H28V72H29V70H30V68L29 67H26V68H24V67H19V69H18V73H19V75L20 74H22V75H27ZM129 70V71H128ZM143 70V71H142ZM146 70V71H145ZM184 70V69H183ZM77 71V72H76ZM81 71V72H80ZM119 71V72H118ZM151 71V72H150ZM252 71V70H251ZM149 73V74H147V75H145V73ZM153 72V73H152ZM222 72H224V73H222ZM242 72V73H241ZM152 73V74H151ZM200 73V74H199ZM205 73V74H204ZM0 74H1V76L2 77H0V81L2 82V80L4 81V78H5V75L3 74V73H1L0 72ZM64 74V75H63ZM73 74V75H72ZM96 74V75H95ZM141 74V75H140ZM145 75L144 76V78H142L143 76L142 75ZM222 74H224V76L222 75ZM245 77V80L243 81H241V79H242V75ZM255 74V75H254ZM4 75V76H3ZM61 75V76H60ZM76 75V76H75ZM198 75V76H197ZM203 75V76H202ZM260 75V76H259ZM93 76V77H92ZM176 76V77H175ZM195 76H197V78L195 77ZM242 76V77H241ZM4 77V78H3ZM67 77V78H66ZM175 77V78H174ZM200 77V78H199ZM216 77V78H215ZM243 77V78H244ZM260 77V78H261ZM3 78V79H2ZM78 79V82H77V79ZM142 78V79H141ZM201 78H204V79H201ZM215 78V79H214ZM257 80H258V78L257 77H255ZM259 78V80H258V83H263L264 84V77H263V79L261 80ZM54 79V80H53ZM56 79V80H55ZM57 79H58V81H57ZM72 79V80H71ZM142 81H141V80ZM170 79V80H169ZM184 79V80H183ZM192 79V80H191ZM76 80V81H75ZM138 80V81H137ZM196 80V81H195ZM228 80V81H227ZM248 80V81H247ZM260 80L262 81V82H260ZM57 81V82H56ZM82 81H84V82H82ZM90 83H88V82ZM111 81V82H110ZM168 81V82H167ZM211 81V82H210ZM224 81V82H223ZM246 81V82H245ZM69 82H74V83H72L73 85L68 89V91H65V92H67L66 94H65V96L64 97H62V99H58V98H54V96H52V95H55V92L57 93L58 91L59 92H62V89H64V87L63 86H65L67 83H69ZM77 82V83H76ZM86 82V83H85ZM136 82V83H135ZM176 82V83H175ZM178 82V83H177ZM187 82V83H186ZM204 82V83H203ZM244 82V83H243ZM60 85H59V84ZM63 85H62V84ZM66 83V84H65ZM180 83V84H179ZM191 83V84H190ZM223 83V84H222ZM243 83V84H242ZM50 84V85H49ZM65 84V85H64ZM82 84H84V85H82ZM171 84V85H170ZM183 84H184V86L185 87H183ZM196 84L198 85L197 87H196ZM207 84V85H206ZM241 84H242V86H241ZM263 84H261L260 86H258L259 84H257L256 86H254V88L252 89V88H250V89H252V92L253 93H257V94H259V95H261V94H263L264 93V90H263V88H264V85ZM90 86V87H88V86ZM180 85V86H179ZM233 85V86H232ZM48 86H49V89H48ZM62 87V89H61V87ZM86 86V87H85ZM187 86V87H186ZM205 86V87H204ZM235 86H237V87H235ZM81 89H80V88ZM94 87H96V89L94 88ZM189 87V88H188ZM193 87V88H192ZM242 87V88H241ZM259 88L260 89V91L259 90H257V89H255V88ZM261 87H262V89H261ZM52 88V89H51ZM85 88H86V90H85ZM104 88V89H103ZM165 88V89H164ZM170 88H174V90L176 91V90H178L179 88L181 89H183L184 88V90H186L187 88H188V90H186V93L184 94V95H180V96H178L177 98H175V99H173V90L171 89V91L169 90ZM177 88V89H176ZM191 88V89H190ZM197 88V89H196ZM199 88V89H198ZM200 88H202V91L206 94V95H204L203 93H202V91L200 90ZM232 88V89H231ZM28 89V88H27ZM60 89V90H59ZM73 89V90H72ZM82 89H83V91H82ZM198 90L197 92L196 91H193V90ZM207 89V90H206ZM234 89V90H233ZM11 91H5V92H2V93H0V111L3 109V107H6V106H8V105H11V103H13L11 106H13L12 108H15V110H20V108H22V106L20 107V105H18L17 107H16V105L14 104V101L16 100V101H18V99H16V98H20V96H21V94H26L27 95V92H24L23 91V89H18L17 88V90H18V92H17V90H16V92H14V94L12 93V91L14 90L15 91V89H10ZM21 90V91H20ZM48 90V91H47ZM53 92H51V91ZM70 90V91H69ZM190 90V91H189ZM192 90V91H191ZM210 90V91H209ZM255 90H257V92L254 91ZM20 91V92H19ZM85 91V92H84ZM144 91V92H143ZM207 91V92H206ZM226 91V92H225ZM262 91V92H261ZM50 92V93H49ZM70 92V93H69ZM172 92V93H171ZM195 92V93H194ZM199 92H200V94L201 95H203L204 96V99H203V97H199L198 95H199ZM260 92V93H259ZM7 93V94H6ZM15 93H16V95H17V93H18V95L16 96L15 95ZM19 93H20V95H19ZM41 93H42V95H41ZM81 93L83 94V96H81ZM86 95H85V94ZM112 93V94H111ZM198 93V94H197ZM2 94V95H1ZM3 94H4V97H3ZM32 94V93H31ZM37 94V95H36ZM69 94V95H68ZM95 94V95H94ZM123 94V95H122ZM140 94V95H139ZM171 94H172V96H171ZM192 94V97L190 96ZM194 94V95H193ZM6 95H7V97H6ZM10 95V96H9ZM102 95V96H101ZM113 97H112V96ZM129 95H130V97H129ZM189 95V96H188ZM225 95V96H224ZM16 96V97H15ZM40 96V97H39ZM90 96V97H89ZM114 96H115V98H114ZM141 98H140V97ZM172 98H171V97ZM188 96V97H187ZM215 96V97H214ZM32 97V98H33ZM55 97H57V96H55ZM84 97V98H83ZM137 97V98H136ZM142 97H143V99H142ZM146 97H147V99H146ZM152 97V98H151ZM187 97V98H186ZM22 98V97H21ZM102 98V99H101ZM105 98V99H104ZM123 98V99H122ZM218 98V99H217ZM226 98V99H225ZM50 99V100H49ZM82 99V100H81ZM117 99V100H116ZM121 99H122V101H121ZM137 99V100H136ZM146 99V100H145ZM158 99V100H157ZM173 99V100H172ZM202 101H201V100ZM206 99V100H205ZM3 100V101H2ZM45 100H47V102L45 101ZM49 100V101H48ZM54 100H56V101H54ZM58 100V101H57ZM61 100V101H60ZM65 100V101H64ZM85 100V101H84ZM143 100H145V101H143ZM173 102H172V101ZM175 100H177V101H179V102H175ZM198 100H200V101H198ZM45 101V102H44ZM53 101V102H52ZM82 101H83V103H82ZM91 101V102H90ZM140 101V102H139ZM182 101V102H181ZM187 103H186V102ZM199 102V104H198V102ZM224 101V102H223ZM4 102V103H3ZM40 102V103H39ZM49 102H50V104H49ZM87 102V103H86ZM88 102H90V103H88ZM120 102V103H119ZM131 102V103H130ZM142 102H143V104H142ZM151 102V103H150ZM175 102V103H174ZM191 102V103H190ZM193 102V103H192ZM196 102H197V104H196ZM206 104H205V103ZM58 103V104H57ZM65 103H67V104H65ZM81 103H82V105H81ZM86 103V104H85ZM141 103V104H140ZM169 103V104H168ZM170 103H171V105L173 106H170ZM177 103H180V104H177ZM226 103V104H225ZM3 104V105H2ZM4 104L6 105V106H4ZM17 104V103H16ZM57 104V105H56ZM116 104H119V106L118 105H116ZM137 104H139V105H137ZM175 104V105H174ZM185 104V105H184ZM223 104V105H222ZM225 104V105H224ZM258 104H260V103H258ZM63 105V106H62ZM86 105V106H85ZM101 105V106H100ZM146 105V106H145ZM194 107H193V106ZM221 105V106H220ZM245 106V108H247V109H244V112L242 111L243 109L242 108H244V106ZM252 105V106H251ZM254 105V106H253ZM261 105V104H260ZM264 105V104H263ZM262 105V108L261 109H263V110H261L262 111V113L264 112V106ZM77 106H79V107H77ZM82 106H84V107H82ZM136 106H138L137 108H135ZM141 106V107H140ZM212 106V107H211ZM76 107V108H75ZM91 107V108H90ZM179 107V106H178ZM186 107H187V109H186ZM209 107V108H208ZM250 107V108H249ZM258 107H259V105H258ZM258 107H257V109H258ZM2 108V109H1ZM32 108V109H31ZM72 108V107H71ZM85 108H86V110H85ZM95 108V109H94ZM104 108V109H103ZM130 108V109H129ZM222 108V109H221ZM226 108V109H225ZM92 109V110H91ZM129 109V110H128ZM137 109V110H136ZM141 109V110H140ZM172 109V110H171ZM231 109V110H230ZM248 109H249V111H248ZM77 110V111H78ZM104 110V111H103ZM134 110V111H133ZM171 110V111H170ZM185 110H183L182 109V114L181 115H185L184 114V111ZM209 110V111H210ZM225 110V111H224ZM236 110V111H235ZM134 113H133V112ZM140 111V112H139ZM169 111H170V113H169ZM211 111V112H212ZM226 111H228V112H226ZM234 111V112H233ZM241 111H242V113H241ZM16 112V111H15ZM29 112V113H28ZM44 112V113H43ZM84 112V113H83ZM94 112V113H93ZM102 112V113H101ZM213 112V113H214ZM221 113V114H216V113ZM230 112V113H229ZM248 112V113H247ZM253 112V111H252ZM28 113V114H27ZM34 113V114H33ZM42 113V114H41ZM116 113V114H115ZM119 113V114H118ZM147 115H146V114ZM186 113V112H185ZM228 113V114H227ZM32 116H31V115ZM39 114V115H38ZM85 114H87V116L85 115ZM141 114V115H140ZM144 114H145V116H144ZM163 114V115H162ZM225 114V115H224ZM238 114V115H237ZM241 114H242V116H244L243 118H241L242 116H241ZM93 117H92V116ZM228 115V116H227ZM34 116V117H33ZM38 116V117H37ZM91 116V117H90ZM106 116V117H105ZM140 116V117H139ZM144 118H143V117ZM170 116V115H169ZM227 116V117H226ZM29 117V118H28ZM167 117V118H166ZM178 117V116H177ZM182 116H180L179 118H181ZM238 117V118H237ZM263 117V118H262ZM34 118V119H33ZM47 118H48V121L46 120V118L45 119H43L42 118V120H40V121H38V125L37 126H39L38 128H39V130L40 131H42V132H46L47 131V127L49 128V127H51V126H49V125H51L50 123H52V124H54V121H55V123L56 124H58V122H56V120H49V116H47ZM90 118H91V120H90ZM93 118V119H92ZM258 118V117H257ZM84 119H86V120H84ZM157 119V120H156ZM159 119V120H158ZM171 119V118H170ZM221 119H223L222 121H220ZM241 119H245V121L243 120H241ZM248 119V118H247ZM28 120V121H27ZM213 120H215V121H213ZM263 120V121H262ZM26 121H27V123H26ZM47 121V122H46ZM92 121V122H91ZM97 121V122H96ZM161 121V120H160ZM206 121H208L207 123H206ZM242 121V122H241ZM255 121V122H254ZM260 121H261V124H262V122H263V124L262 125H260ZM31 122V123H30ZM95 122V123H94ZM111 122V123H110ZM204 122V123H203ZM224 122V123H223ZM227 122V123H226ZM246 122L247 123H250L249 125L247 124V126H249L248 128L249 129H246L247 128V126H246ZM12 123L13 122H11V125H9V126H12ZM42 123V124H41ZM97 123V124H96ZM208 123H212V124H208ZM252 123H255L254 125L252 124ZM260 126H262V127H260ZM205 125V126H204ZM225 126V127H221V126ZM235 125H236V127H235ZM244 125H245V127H244ZM255 125H256V127H257V129H256V127H255ZM42 126V127H41ZM104 126V127H103ZM112 126V127H111ZM208 126H210V127H208ZM211 126H213L214 128H212ZM250 126H252V127H250ZM139 127V128H138ZM207 127L209 128L208 130V132H206L207 131ZM217 127V128H216ZM244 127V128H243ZM253 127H255V129H253ZM24 128H26V129H24ZM90 128V129H89ZM178 128V127H177ZM250 128H251V130H250ZM260 130H259V129ZM97 131H96V130ZM217 129H219L218 131H217ZM224 129V130H223ZM227 129V130H226ZM242 129H244V131H245V129H246V132H247V130H248V132L247 133H249L250 131H253V132H250L249 134H247L246 132H244L243 134H242ZM253 129V130H252ZM103 130V131H102ZM235 130V131H234ZM25 131V132H24ZM71 131H74V130H71ZM223 131V132H222ZM240 131H241V133H240ZM256 131V132H255ZM114 132V133H113ZM135 132V133H134ZM140 134H139V133ZM175 133H173V135H171L172 137L174 136H176L177 135V132H179V129H178V131L176 132V131H174ZM191 132V131H190ZM222 132V133H221ZM106 133V134H105ZM122 133V134H121ZM218 133H221L220 135L218 134ZM224 133H225V135H224ZM227 133V134H226ZM246 133V134H245ZM49 134V133H48ZM48 134H45V135H47L46 137H48L49 135ZM124 134V135H123ZM129 134V135H128ZM199 134V133H198ZM242 134V135H241ZM244 134H245V136L246 135H248V136H246L245 138H244ZM4 135V137H2ZM2 136H0V137H2L3 138V141H5L6 139H8L9 138V134H7V133H4ZM6 135V136H5ZM105 135H107V136H105ZM133 135H134V137H133ZM206 135H208V134H206ZM224 135V136H223ZM226 135H227V137H226ZM232 135V136H231ZM240 135V136H239ZM109 136V137H108ZM120 136V137H119ZM124 136V137H123ZM129 136V137H128ZM135 136L137 137L136 139H135ZM220 136V137H219ZM237 136H239V137H237ZM242 136V137H241ZM6 137V138H5ZM108 137V138H107ZM131 137V138H130ZM207 137V136H206ZM221 137H223V139H224V137H225V139L223 140V139H221ZM241 137V138H240ZM2 138H0V141H2ZM110 138V139H109ZM120 138V139H119ZM169 138H170V136H169ZM209 138H211V135L209 136ZM247 138V139H246ZM256 138V137H255ZM51 139V138H50ZM54 138H52L51 140H53ZM100 139V138H99ZM120 141H119V140ZM173 139H177V137L176 138H172V141H174ZM227 139H230V141H228ZM241 139V141H243ZM110 140V141H109ZM128 140V141H129ZM168 140H170V141H168L170 144H171V146H172V144L175 142H171V139H168ZM221 140L222 141H224L225 143H222L221 144ZM228 142H227V141ZM233 140H235V141H233ZM256 140H258V139H254V141L255 142H257L256 144L253 142L252 143V153H254L255 151H254V149H255V145H261V143H260V141L258 140V141H256ZM9 141V140H8ZM115 141H116V143H115ZM111 142H113V143H111ZM168 142L166 143V146L165 147H167L166 149H165V147L163 146L162 148H164V150H163V153H160V152H162L161 150V148H158L159 150H157V156H159L160 157V155L162 156L163 154L165 155V152H166V150L168 149V145H170V144H168ZM106 143V144H105ZM109 143V144H108ZM119 145H118V144ZM125 143V144H124ZM214 143V144H213ZM247 143L248 142H246V146H245V151H247V154L251 151L248 147H247ZM1 144H4V143H1ZM9 145V144H8ZM6 146V144H5V147H6V149H5V147H4V145H0V151L2 152V154L0 155V157H3L4 156V158H6V156H8L9 157V155H10V153H11V155L13 154V151H12V147H11V144L9 145V146ZM96 146H97V144H95ZM116 145H117V147H116ZM121 145H122V148H121ZM126 145V146H125ZM146 145H149V143H147ZM222 145V146H221ZM248 145H249V143H248ZM254 145V146H253ZM264 145V144H263ZM219 146H221V147H219ZM259 146L258 147H256V149L258 148V149H260L259 148ZM3 147H4V149H3ZM9 147V148H8ZM116 147V148H115ZM120 149H119V148ZM215 147H218L217 149L215 148ZM222 147H224L225 149H227V150H230V153H229V151L227 152L229 155H227V154H225V151H223L222 149ZM247 147V148H246ZM254 147V148H253ZM112 148V149H111ZM115 148V149H114ZM126 148V149H125ZM210 148H211V146H210ZM215 150H214V149ZM235 148V149H237V150H233V149ZM262 148H263V146H262ZM10 149V151H8ZM161 149V150H160ZM169 149L171 150V147H169ZM186 149H188V148H186ZM185 149V150H186ZM255 149V150H256ZM2 150H4L5 152V154L3 153V151ZM10 152L9 153V155H8V152ZM115 150V151H114ZM118 150H120V151H118ZM124 150V151H123ZM135 150V151H134ZM188 150H191V149H188ZM193 150V152H194V150H195V154H193V152H189L188 153V151L187 152H185L184 150H179V151H177L178 153H175V155L173 156V154H174V152H172V151H169V150H167V152L166 153H168V151L171 153H169V154H167V155H169V156H172V157H169V158H171V159H169L168 158V160H166L167 162V164L168 165H165L164 167L167 169V166H168V169H169V166H170V164H171V167H170V169L169 170H172V173L173 174H171L170 176H172V177H177L178 176V174H182L184 171H180V170H184V168L183 167H185V170H187V167L188 166H186V165H184V160L186 159V158H188L189 156V154L190 153H192L194 156H196V157H194L193 155H191L190 154V156L191 157H194V159L195 160H198V158L199 159H201L202 158V156H203V153H201L203 150H201V152L198 150V149H192ZM199 152H198V151ZM226 150V151H227ZM231 150H233V151H231ZM239 150H240V147H239ZM250 150V151H249ZM12 151V152H11ZM126 151V152H125ZM137 151V152H136ZM181 151H183V152H181ZM196 151L198 152V153H196ZM0 152V153H1ZM7 152V153H6ZM117 152V153H116ZM128 152V153H127ZM129 152L131 153V155H132V157H131V155H129ZM176 152V151H175ZM182 154H181V153ZM220 152H224V153H222V157L219 155V154H221ZM118 153H119V155H118ZM122 153V154H121ZM133 153H134V155H133ZM139 153V152H138ZM159 153H160V155H159ZM186 153V154H185ZM231 153L233 154V155H231ZM234 153L236 154L235 156L236 157H238V158H236V159H238V161H240V163L237 161V160H235L233 157H234ZM239 153V154H238ZM243 154L244 155V157H243V155H241V154ZM111 154H112V156H111ZM224 154L226 155L225 157H224ZM238 154V155H237ZM10 155V156H11ZM80 155H81V157H80ZM115 155V156H114ZM123 155V156H122ZM128 155H129V157H128ZM183 155V156H182ZM186 156V158L185 159H183L185 156ZM198 155V156H197ZM201 156V158H200V156ZM13 157H16L15 155H12ZM88 156V157H87ZM94 156H96V157H94ZM99 156V157H98ZM108 156V157H107ZM121 156V157H120ZM134 156V157H133ZM188 156V157H187ZM242 156V157H241ZM105 157V158H104ZM110 157V158H109ZM137 157H139V158H137ZM162 157H165V158H167L168 156H162ZM198 157V158H197ZM221 157V158H220ZM227 157V158H226ZM231 157V158H230ZM9 158H12V157H9ZM59 158H60V160H59ZM79 158H81V159H79ZM113 158V159H112ZM125 158V159H124ZM129 158V159H128ZM134 158H135V160H134ZM64 159V160H63ZM79 161H78V160ZM131 159V160H130ZM226 159V160H225ZM228 159V160H227ZM119 160V161H118ZM128 160H129V162H128ZM139 160V161H138ZM215 160L217 161V160H219V161H217V163L215 162ZM235 162H234V161ZM241 160H242V162L243 163H241ZM55 161V162H54ZM84 161H82V162H84ZM91 161V162H92ZM151 161H154V159H152ZM150 161V162H151ZM180 161V162H179ZM183 162V167H181V168H178V165H179V167L182 165V162ZM212 161H214V162H212ZM227 161V162H226ZM230 161V162H229ZM171 162V163H170ZM179 162V164L178 165H176L177 163ZM226 162V163H225ZM237 162H238V165H237ZM97 163V164H96ZM103 163V165H101ZM176 163V164H175ZM228 163V164H227ZM235 163H236V172H235V167H234V170H233V165L235 166ZM150 164H154L153 162L152 163H150ZM150 164H148L150 167L151 166H155V165H150ZM175 164V165H174ZM97 165V166H96ZM228 165H230V166H228ZM141 166V167H140ZM149 166H147V167H149ZM174 166L175 167H177V168H174ZM149 167V168H150ZM239 167V166H238ZM123 168V169H122ZM115 169H117V170H115ZM143 169V170H142ZM153 169H155V167L153 168ZM178 169V170H177ZM213 169V170H214ZM73 170V169H72ZM174 170H176V171H174ZM227 170V171H226ZM125 171V172H124ZM212 171V170H211ZM216 171H219V170H216ZM216 171L214 170V172L212 173L211 172V175H209L210 174V171L209 172H207V174L211 177V179H210V181H212V182H214V183H212V188L214 187V189L216 188V189H218L219 190V188H221L222 186H221V183L222 184H224L225 186H226V184L224 183V182H221L220 183V181H222L221 179H219L220 177H217V174H216ZM182 172V173H181ZM143 173V174H142ZM149 173V172H148ZM174 173L176 174V176L174 175ZM215 173V174H214ZM233 173V174H232ZM144 174H145V176H144ZM230 174V175H229ZM235 174V175H234ZM238 174V173H237ZM248 174V173H247ZM117 175H118V177H117ZM139 175V176H138ZM140 175H142V176H140ZM147 175V176H146ZM151 175V176H150ZM249 175V177H250V175L251 174H248ZM237 176V177H236ZM246 176V175H245ZM98 177V178H99ZM123 177H124V179H123ZM143 177V178H142ZM209 177V178H210ZM216 177V178H215ZM249 177H247V181H248V179H249ZM95 178V177H94ZM98 178H97V180H98ZM101 178H99V180H101ZM106 178V179H105ZM116 178V179H115ZM136 180V183H134L135 181L133 180ZM139 178H141V180L139 179ZM145 178V179H144ZM251 178V177H250ZM147 179V180H148ZM214 181H213V180ZM238 179H236V180H238ZM246 179V178H245ZM35 180V179H34ZM34 180H32V179H23V178H17V179H15L14 181L12 180V181H9V182H6V184L4 183V184H0V194H4V193H6L5 195H9V197H11V196H30V197H32V198H34V199H36V200H38V201H43V199L44 200H47V201H50V200H52L51 198V195H49V191H48V189L47 188H44V187H46V186H44V185H41V184H39L38 183V181H34ZM113 180V181H112ZM124 180L126 181V183L124 182ZM127 180H129V181H131V180H133V182L131 181L130 182V184H128L129 183V181H127ZM144 180V181H143ZM152 181H153V179H151ZM220 180V181H219ZM96 181V180H95ZM100 182V181H99ZM217 182V183H216ZM228 182H230V183H228ZM239 181H235V179H233V182H232V184L231 185H233V183H234V185H236L237 187H238V183ZM37 183V184H36ZM120 183H122V185L120 184ZM236 183V184H235ZM95 185H97L98 183L96 182V183H94ZM101 183H99L97 186H99ZM130 186H128V185ZM136 184V185H135ZM138 184V185H137ZM140 184V185H139ZM153 184H155V186L153 185ZM103 185V184H102ZM125 185V186H124ZM135 185V186H134ZM147 185H150V186H148V187H146ZM216 187H215V186ZM223 185V186H224ZM230 185V187H231V189H232V187H233V189L235 188L234 186H231ZM133 186H134V188H133ZM136 186H137V188H136ZM140 186V187H139ZM143 188H142V187ZM152 186V187H151ZM161 186V185H160ZM129 187V188H128ZM141 189H139V188ZM145 187H146V189H145ZM228 187L227 188H225V189H228ZM230 187H229V189L228 190H230L229 192H227L226 191V195L227 196H225V198H226V201L228 202V204H227V202H226V204L228 205V206H226V208H228V209H226V210H228V211H226V210H224V211H222L221 213H223V212H225L226 213V215L228 216V213H230L229 215L230 216H228V217H231V216H233L232 218L235 220V221H237V220H239L238 221V223L236 222L235 223V225L233 224L235 221L232 219V222L231 221H229V218L227 217V216H223V217H227V219H228V221H229V223L231 224H233L234 226H232V228H230L231 227V225L230 224H228V225H230L229 227L228 226H225V220H223L224 221V224L223 223H221V222H223V221H221V218H222V216H220V215H223V214H221L220 213V217H219V219H218V217L216 218V219H214V223H213V225L214 226H216L215 228L217 229V230H224V228L226 229V227H228L229 229H228V232L230 231V233L229 234H232L231 232H233V231H235V232H233L234 234H232V235H230V237L232 238V240H234L235 239V237L237 238V236L239 235L240 237L242 236V237H244V238H247L245 241H247L248 240V237L250 236V239L252 238L251 236L254 234V232L252 233L251 231H250V224L248 225L246 222H245V220H243L244 218H245V216H246V212H247V209H248V202H247V198L249 197H251V195L253 196L254 195V193L252 194L251 193V191L253 190V188H252V186L250 185V188H251V190H250V188H249V184H247V185H245V187L244 186H239V188H236L235 190H233V191H237V190H239L240 189V187H241V189H240V191H237L236 193V195L238 196L239 194V196H240V200H241V197H242V200L246 197V201L245 200H243L245 203V213L243 212V209H244V204H243V201L241 202L238 198H236L237 196L235 195V197H234V193H232V195H231V193L230 192H232V190L230 189ZM98 188V187H97ZM151 190H150V189ZM244 188H246V189H244ZM248 188V189H247ZM134 189V190H133ZM215 189V190H216ZM244 189V190H243ZM136 190V191H135ZM139 190V196H137L138 195V193H137V191ZM144 190H146V191H144ZM223 190V188L222 189H220L219 191H222ZM244 191V193H243V191ZM249 190V191H248ZM135 191V192H134ZM241 191H242V193H241ZM141 192V193H140ZM149 192V193H148ZM151 192V193H150ZM240 192V193H239ZM253 192V191H252ZM48 193V194H47ZM135 193L137 194V195H135ZM145 193V194H144ZM248 193V194H247ZM128 194V195H129ZM228 194H230L231 195V197L232 198H235V199H237L240 203H239V205L237 206V204H238V202H237V200H236V202H235V204H231V203H233L235 200H233V199H231L230 200V195H228ZM93 195H95L93 198L94 199H92L93 200V202H95L96 201V199H98V196H97V194H93ZM129 195V196H130ZM150 195V196H151ZM242 195H246V196H244V198H243V196ZM248 195V196H247ZM250 195V196H249ZM130 196V197H131ZM150 196H148V197H150ZM238 196V197H239ZM95 197H96V199H95ZM136 197V198H135ZM134 198V199H133ZM229 198V199H228ZM50 199V200H49ZM128 199V200H129ZM135 200H136V202H135ZM51 202V201H50ZM117 202V203H116ZM133 202H134V204H136L137 203V205H135V206H133ZM229 202H231V203H229ZM246 202H247V204H246ZM112 203V204H111ZM119 203H121V204H119ZM242 203V204H241ZM54 204L55 203H53L52 202V204L51 205H53L54 206ZM114 204V206H112ZM116 204V205H115ZM122 204H123V206H122ZM241 204V205H240ZM111 205V206H110ZM120 205V206H119ZM230 205L233 207V209H232V211H230L229 209L231 208L230 207ZM243 205V206H242ZM122 206V207H121ZM236 206H237V209L239 208V210L241 211V213H239L240 211L238 210V215L236 216V215H234V211L236 210ZM52 207V206H51ZM124 207V208H123ZM242 207V208H241ZM132 208H134V209H132ZM137 209V211H136V209ZM52 209H55V212H58V210L56 211V208L54 207V208H52ZM113 211H112V210ZM126 209V210H125ZM131 211H130V210ZM235 209V210H234ZM234 210V211H233ZM127 211H129V212H127ZM230 211V212H229ZM237 211V210H236ZM235 211V214L237 213ZM228 212V213H227ZM242 212L244 213V215L242 214ZM224 213V214H225ZM55 214V213H54ZM233 214V215H232ZM109 215V216H108ZM217 215V216H218ZM241 215V217H239ZM56 216H57V214H56ZM119 216H120V218H119ZM236 216V217H235ZM142 217V218H141ZM242 217H244L243 219H241ZM57 218H58V216L55 218V220H57ZM176 218H178V217H176ZM239 218V219H238ZM121 219V220H120ZM220 220V221H218V220ZM223 219V218H222ZM230 219V220H231ZM240 219H241V221H240ZM242 220H243V222H242ZM173 221V220H172ZM177 222H179V220H177ZM176 222V223H177ZM113 223V224H112ZM123 223V224H124ZM136 224V225H135ZM218 224V225H217ZM222 224H223V226H222ZM243 224V225H242ZM244 224H246V226L248 225L249 226V230H248V227L247 228H245L246 226L244 225ZM221 225V226H220ZM227 225V224H226ZM238 225V227L240 228V229H238L236 226ZM114 226V225H113ZM242 226H243V228L245 229H243L242 228ZM127 227V228H128ZM219 229H218V228ZM221 227H222V229H221ZM49 228V227H48ZM233 228H235V229H233ZM232 229V230H231ZM222 230V231H223ZM236 230H238V231H236ZM241 230V231H240ZM244 230V232H246V230H248L249 232H246V233H252V235H249V234H247V235H249V236H247V235H245L246 233H244V232H242ZM252 230V229H251ZM219 231V232H220ZM236 232H238V233H236ZM240 232H242V235L241 234H239ZM244 233V234H243ZM235 234H238V235H235ZM233 235L235 236V237H233ZM243 235H245V236H243ZM238 236V240L236 241V239H235V241L237 242V243H239V241H240V245L242 246V248H243V250H242V248L240 247V249H239V244H238V247L236 248V252H238V256H235V258L233 259V262L231 263V264H240V262H241V260L243 259L244 261H242L241 262V264H246V263H248V261L247 260H245L244 258L246 257L245 256V254H246V252H245V245H242L243 244V240H244V238H242V239H240V237ZM247 236V237H246ZM81 237H84V238H80V239H85V236H81ZM234 238V239H233ZM242 240V241H241ZM245 241H244V243H245ZM81 242H83L84 243V240H80V243L79 244H81L80 246L78 245V248L80 249H78V251L80 252V255H82L83 254V252H84V249H82V248H85V243L83 244V243H81ZM144 242V243H143ZM141 244H142V246L140 245V246H138V248H134L133 250L134 251H127V252H122V251H120L119 250V252L117 251V252H115V254H113L111 257H113V258H111L110 257V259H108V262H107V264H145L144 263V261L142 260V253H138L137 252V255H136V250L137 251H139L140 250V248L139 247H146V246H144L145 245V240L143 241ZM83 245V246H82ZM82 249V250H81ZM132 252V253H131ZM244 252H245V254H244ZM123 253V254H122ZM131 253V254H130ZM138 255H140L141 257H139ZM237 255V254H236ZM129 256V257H128ZM242 257V259H239V258H241ZM244 257V258H243ZM138 258V259H137ZM237 259H238V261H237ZM247 259V258H246ZM64 261H66V259L64 260ZM217 264L219 263V264H222L223 262H221V261H218V262H216ZM215 263V264H216ZM224 264V263H223Z\"/></svg>",
	"mask_w": 264,
	"mask_h": 264
},
{
	"label": "built area",
	"instance_id": "2783aa9c",
	"mask_svg": "<svg viewBox=\"0 0 264 264\" xmlns=\"http://www.w3.org/2000/svg\"><path fill=\"white\" fill-rule=\"evenodd\" d=\"M5 194H0V247L5 249L2 242H9L12 249L4 250L2 256L8 259V264H40L37 254V249L43 247L40 246L43 243L39 237L40 224L43 221L57 224L55 209L44 199L38 201L30 196L9 197ZM55 240L45 241L54 244Z\"/></svg>",
	"mask_w": 264,
	"mask_h": 264
}]
</instances>
